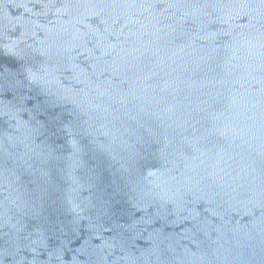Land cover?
Returning a JSON list of instances; mask_svg holds the SVG:
<instances>
[{"label": "water", "instance_id": "1", "mask_svg": "<svg viewBox=\"0 0 264 264\" xmlns=\"http://www.w3.org/2000/svg\"><path fill=\"white\" fill-rule=\"evenodd\" d=\"M0 264H264V0H0Z\"/></svg>", "mask_w": 264, "mask_h": 264}]
</instances>
